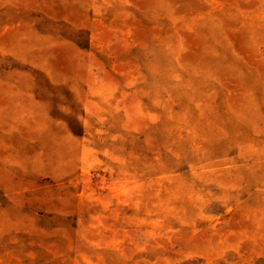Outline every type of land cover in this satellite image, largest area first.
Returning <instances> with one entry per match:
<instances>
[{"label":"rangeland","instance_id":"374dc122","mask_svg":"<svg viewBox=\"0 0 264 264\" xmlns=\"http://www.w3.org/2000/svg\"><path fill=\"white\" fill-rule=\"evenodd\" d=\"M0 264H264V0H0Z\"/></svg>","mask_w":264,"mask_h":264}]
</instances>
